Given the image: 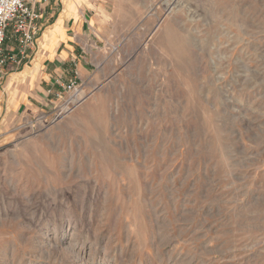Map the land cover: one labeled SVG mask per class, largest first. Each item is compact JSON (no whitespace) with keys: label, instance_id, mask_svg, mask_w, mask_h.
Returning <instances> with one entry per match:
<instances>
[{"label":"rangeland","instance_id":"374dc122","mask_svg":"<svg viewBox=\"0 0 264 264\" xmlns=\"http://www.w3.org/2000/svg\"><path fill=\"white\" fill-rule=\"evenodd\" d=\"M73 1L78 105L0 108V264H264V0Z\"/></svg>","mask_w":264,"mask_h":264},{"label":"crops","instance_id":"0c3cea01","mask_svg":"<svg viewBox=\"0 0 264 264\" xmlns=\"http://www.w3.org/2000/svg\"><path fill=\"white\" fill-rule=\"evenodd\" d=\"M86 3L37 0V34L29 59L2 79L0 108L7 117L50 112L71 82L91 78L98 53Z\"/></svg>","mask_w":264,"mask_h":264},{"label":"built area","instance_id":"2783aa9c","mask_svg":"<svg viewBox=\"0 0 264 264\" xmlns=\"http://www.w3.org/2000/svg\"><path fill=\"white\" fill-rule=\"evenodd\" d=\"M37 0H0V77L19 69L30 57L37 34L38 18L33 5ZM81 84L71 82L64 88L65 93H80ZM62 96V95H61ZM58 96L57 99H62ZM70 96V98H71ZM70 98L59 112L53 108L54 121L69 114L76 105ZM62 102V103H64ZM82 100L79 101L81 103ZM66 108V109H65ZM64 109L66 112H64Z\"/></svg>","mask_w":264,"mask_h":264},{"label":"bare ground","instance_id":"6f19581e","mask_svg":"<svg viewBox=\"0 0 264 264\" xmlns=\"http://www.w3.org/2000/svg\"><path fill=\"white\" fill-rule=\"evenodd\" d=\"M81 93H82V92H81ZM82 94H83V93H82ZM79 96H80V98H78V99L76 100V101H78V102H79L80 100H83V99H84V95H82V96L79 95ZM73 100H74V99H73ZM73 100H72V102H73ZM73 103H74V102H73ZM65 109H66V108H65ZM65 109H64V112H66Z\"/></svg>","mask_w":264,"mask_h":264}]
</instances>
